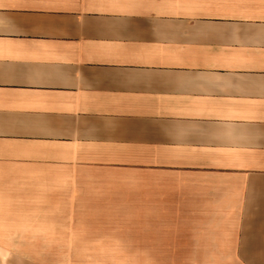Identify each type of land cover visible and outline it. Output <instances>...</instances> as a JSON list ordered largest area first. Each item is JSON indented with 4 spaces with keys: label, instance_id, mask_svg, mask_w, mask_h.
<instances>
[{
    "label": "crops",
    "instance_id": "0c3cea01",
    "mask_svg": "<svg viewBox=\"0 0 264 264\" xmlns=\"http://www.w3.org/2000/svg\"><path fill=\"white\" fill-rule=\"evenodd\" d=\"M0 216V248L264 264V0H0Z\"/></svg>",
    "mask_w": 264,
    "mask_h": 264
},
{
    "label": "rangeland",
    "instance_id": "374dc122",
    "mask_svg": "<svg viewBox=\"0 0 264 264\" xmlns=\"http://www.w3.org/2000/svg\"><path fill=\"white\" fill-rule=\"evenodd\" d=\"M9 219L10 217L0 216V243L12 242L3 238L4 233L7 234L4 229L11 228L7 222ZM121 234V241L116 242L121 243V246L117 247L0 248V264H28L29 262H41V264H163L148 262L150 259L161 260L162 258L158 257L161 255L160 250L150 249L149 253V250L144 246H138L140 242L134 239L135 234L129 232ZM95 243H110V241ZM148 254H153V257L149 258Z\"/></svg>",
    "mask_w": 264,
    "mask_h": 264
}]
</instances>
